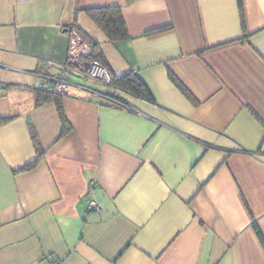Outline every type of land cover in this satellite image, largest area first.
<instances>
[{"label": "crops", "instance_id": "crops-1", "mask_svg": "<svg viewBox=\"0 0 264 264\" xmlns=\"http://www.w3.org/2000/svg\"><path fill=\"white\" fill-rule=\"evenodd\" d=\"M108 6L128 38L86 13ZM242 8L244 29L237 0H0V264H264V0ZM70 31L152 98L59 95L60 134L40 75L104 88L63 71Z\"/></svg>", "mask_w": 264, "mask_h": 264}, {"label": "built area", "instance_id": "built-area-1", "mask_svg": "<svg viewBox=\"0 0 264 264\" xmlns=\"http://www.w3.org/2000/svg\"><path fill=\"white\" fill-rule=\"evenodd\" d=\"M64 72H68L80 78H85L102 85L103 89L84 84L80 80H74L63 75V72L55 75H40L42 82L39 89L57 95H68L86 100L96 99L97 103H105L111 106L131 110L129 105L120 98L114 96L111 88L112 75L103 62L94 55L91 47L75 31L69 33V44L66 59L63 65ZM4 83L0 81V91ZM90 208L99 209V206L91 201Z\"/></svg>", "mask_w": 264, "mask_h": 264}, {"label": "trees", "instance_id": "trees-1", "mask_svg": "<svg viewBox=\"0 0 264 264\" xmlns=\"http://www.w3.org/2000/svg\"><path fill=\"white\" fill-rule=\"evenodd\" d=\"M128 2L132 0H127ZM238 5V13L242 25V29H244V18H243V8H242V0H237ZM89 18L100 28V30L106 35V37L111 41L121 40L128 38V34L126 32L125 23L120 11L119 7L108 6V7H98L86 10ZM164 28L154 29L147 33L159 32ZM111 88L116 89L118 91H122L126 94L136 96L142 99H151V94L146 84L134 73L128 72L122 75H112ZM114 96L120 98L116 94ZM35 99L36 104H41L44 101L53 100L56 104L57 113L61 122V133L63 134L68 130V126L66 123V119L64 117L62 107L59 103V95L37 89L35 91ZM121 99V98H120ZM123 101V99H121ZM125 102V101H124ZM4 120H0L3 122ZM32 141L34 146L37 147L35 136L32 135ZM38 156H40V152L38 150ZM38 158V157H37ZM37 158L22 167V170H27L32 168L37 162ZM255 233L264 247V236L261 231L254 225Z\"/></svg>", "mask_w": 264, "mask_h": 264}]
</instances>
